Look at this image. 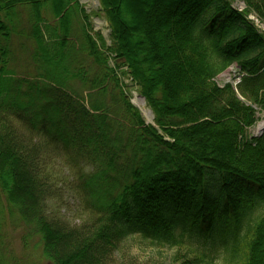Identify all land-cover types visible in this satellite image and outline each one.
<instances>
[{"label": "trees", "instance_id": "1", "mask_svg": "<svg viewBox=\"0 0 264 264\" xmlns=\"http://www.w3.org/2000/svg\"><path fill=\"white\" fill-rule=\"evenodd\" d=\"M99 1L110 45L92 35L79 0H0V240L5 209L40 236L53 264H117L136 235L186 248L183 264H217L209 244L227 264H264V133L250 131L264 111V31L249 18L264 21V0H239L244 11L235 0ZM46 5L55 24L41 15ZM20 6L31 10L35 77L10 67ZM77 13L95 77L70 45ZM233 64L241 81L219 84ZM56 158L78 224L48 209Z\"/></svg>", "mask_w": 264, "mask_h": 264}, {"label": "rangeland", "instance_id": "2", "mask_svg": "<svg viewBox=\"0 0 264 264\" xmlns=\"http://www.w3.org/2000/svg\"><path fill=\"white\" fill-rule=\"evenodd\" d=\"M81 7L86 10L90 15V21L92 23V35L97 38V32H99L107 40L108 45L111 44V28L107 20L106 15L101 10V3L99 0H79ZM237 3V5H236ZM240 1L233 3L236 7ZM31 10L29 7L20 6L16 9V20L18 29L12 36L10 41V47L12 50L11 64L18 76L35 77L38 73L37 64L34 62V51L36 49L34 42L28 38L30 26L28 19L30 18ZM41 15L45 20L55 24L54 16L51 8L46 5L42 8ZM70 22V45L76 48V58L81 66L88 72L90 77H95L98 74V65L94 62L93 58L88 55L87 51L82 48L85 43V37L83 35L82 15L80 13L73 14L69 18ZM72 19V20H71ZM108 53V51H106ZM109 65L114 66L113 59H109ZM119 77H122L124 82V89L130 96L132 103L140 110L146 123H154V112L146 99L141 102H145V106L139 105L135 96L137 93L140 95L138 88L131 84L128 75L120 73ZM234 72L229 70L223 73L222 80L233 79ZM127 84V85H126ZM82 89V88H81ZM86 92V91H85ZM264 122V111L260 113L259 122L250 130L251 133L257 134L259 125ZM260 135V134H259ZM53 167L57 172L59 178V185L56 190L58 192V198L48 201V209L61 216L72 224H78L80 216L79 201L76 196L67 188L65 184H62V178L66 173V168L63 165L61 158L53 160ZM6 198L3 197V204L5 205ZM8 210L4 209L2 217V239L0 245L2 247L1 257L8 264H53L49 261L43 253V245L35 232L30 231L24 226V223L19 220L16 215H10ZM209 249L212 251L216 259L217 264H227V254L223 251V248L217 246L213 248L209 244ZM118 256L117 264H183V252L187 249L180 246H158L150 243L148 240L136 235L131 237L123 246ZM182 249V251L180 250Z\"/></svg>", "mask_w": 264, "mask_h": 264}, {"label": "built area", "instance_id": "3", "mask_svg": "<svg viewBox=\"0 0 264 264\" xmlns=\"http://www.w3.org/2000/svg\"><path fill=\"white\" fill-rule=\"evenodd\" d=\"M237 2V1H236ZM237 5V3H236ZM238 10L243 11L246 7L245 3L240 1V3L238 4V6H236ZM249 18L256 24V26L260 29L264 31V21L262 19H260L258 16L251 14L249 16ZM229 71L234 72V78L231 80H223V81H229V82H233L234 84H237L240 81V73H239V69L236 65L231 66L229 69Z\"/></svg>", "mask_w": 264, "mask_h": 264}, {"label": "bare ground", "instance_id": "4", "mask_svg": "<svg viewBox=\"0 0 264 264\" xmlns=\"http://www.w3.org/2000/svg\"><path fill=\"white\" fill-rule=\"evenodd\" d=\"M240 81H241V79H240ZM240 81H239V82H240ZM239 82H238V83H239ZM238 83H237V84H238ZM237 84H236V85H237ZM135 96H136V98H137V100H138V104H139L140 106H141V105L145 106L146 103H145V102H144V103L141 102V101H143L145 98H144L143 96H141V95H138L137 93L135 94ZM262 128H264V122L261 123V124L259 125V129H258V130L260 131V129H262Z\"/></svg>", "mask_w": 264, "mask_h": 264}, {"label": "water", "instance_id": "5", "mask_svg": "<svg viewBox=\"0 0 264 264\" xmlns=\"http://www.w3.org/2000/svg\"><path fill=\"white\" fill-rule=\"evenodd\" d=\"M264 132V128L260 129V133H263Z\"/></svg>", "mask_w": 264, "mask_h": 264}]
</instances>
